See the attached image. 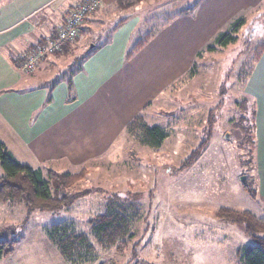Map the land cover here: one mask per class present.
I'll use <instances>...</instances> for the list:
<instances>
[{
  "label": "rangeland",
  "instance_id": "rangeland-1",
  "mask_svg": "<svg viewBox=\"0 0 264 264\" xmlns=\"http://www.w3.org/2000/svg\"><path fill=\"white\" fill-rule=\"evenodd\" d=\"M197 2L118 1L78 37L73 54L44 60L35 77L52 80L90 45L108 42L125 19L138 22L132 34L134 46ZM237 2L222 9V21L200 44L188 68L179 64L163 78L149 74L146 84L149 95H154L140 115L146 124L166 131L160 148L142 141L141 127L136 133L127 130L115 155L71 171L78 178H72L53 199L61 200V206L1 202L0 238L32 239L56 224H66L90 236L97 255L89 261L93 264H240V250L255 242L246 232V223L234 222L230 212L264 217L252 136L254 100L244 89L258 44L264 41V0ZM240 20L244 24L234 32L237 40L220 42ZM140 84L133 80V92ZM161 86L163 91L155 94ZM43 168L48 172L52 167ZM111 202L133 204L139 211L132 221L134 238L126 248L102 249L91 235L90 222ZM255 227L264 235V222Z\"/></svg>",
  "mask_w": 264,
  "mask_h": 264
},
{
  "label": "crops",
  "instance_id": "crops-1",
  "mask_svg": "<svg viewBox=\"0 0 264 264\" xmlns=\"http://www.w3.org/2000/svg\"><path fill=\"white\" fill-rule=\"evenodd\" d=\"M79 1L0 0V143L13 158L33 169L51 165L49 169L71 173L115 155L127 126L154 95H149L146 84L149 74L153 79L163 78L179 64L188 68L200 44L222 21V9L236 1L252 0H197L190 11L179 13L152 32L149 41L132 55V34L138 22L125 19L108 42L96 46L85 58L72 88L60 81L49 94L45 84L36 82L35 70L24 72L20 64L35 42L56 34ZM100 1L81 25V36L90 23H97L105 8L120 0ZM133 80L141 82L135 92ZM244 89L254 100L257 194L264 202V50L254 61ZM36 237L20 238L0 264H70L46 231Z\"/></svg>",
  "mask_w": 264,
  "mask_h": 264
},
{
  "label": "trees",
  "instance_id": "trees-1",
  "mask_svg": "<svg viewBox=\"0 0 264 264\" xmlns=\"http://www.w3.org/2000/svg\"><path fill=\"white\" fill-rule=\"evenodd\" d=\"M121 1V0H120ZM192 9L184 8L179 13H185ZM244 24V20H240L233 30V33H226L219 38V41L226 44L230 41H236L237 37L234 32ZM152 34L145 39H141L129 52L132 55L138 49L142 48L151 38ZM76 42V41H75ZM67 43L61 50L51 56H47L41 60L47 61L52 56H62L73 54V46L75 44ZM91 49L83 54L76 55L73 61L70 62L61 73L55 75L52 80L36 79L38 84H45L48 87L49 94L54 87L60 82L65 81L70 88L73 86V77L82 68L85 58L95 49ZM264 50V43L258 44L255 60L260 58ZM39 63V64H40ZM39 66V65H38ZM36 67L37 70L39 67ZM211 117V111L209 112ZM142 115H137L127 126V130L131 133H136L138 127L144 130L143 142L152 148L158 149L162 146L167 137V133L161 126H151L144 122ZM209 121V120H208ZM210 122V121H209ZM211 133V131H210ZM210 135V134H209ZM207 138L205 141H209ZM203 145H206L204 142ZM198 155L191 157V163L195 161ZM2 169V171H1ZM47 173V175H45ZM49 178V179H48ZM77 179V175L72 173H59L52 169L45 172L41 168L33 169L30 166L21 164L16 161L5 144L0 143V203L8 201H24L26 204L37 208H56L61 206L63 202L54 198L59 197L55 193L61 191L63 187L69 185L70 180ZM52 183L54 186H51ZM249 190V189H248ZM250 191V190H249ZM54 195V196H53ZM139 211L137 206L131 204L126 205L120 202L108 203L105 211L90 222L91 235L94 240L101 245L102 249L116 246L117 248H126L127 242L134 238L132 231V221L138 216ZM234 222L246 223V232L254 240L255 244L247 249H242L239 252L240 264H264V235H261L259 229L255 225L262 224L264 217H255L247 212H230ZM223 215V214H222ZM256 222L252 224L251 222ZM47 238L57 248L61 257L70 264H87L97 257L95 246L88 234L79 233L72 230L66 224H56L46 230ZM19 239L9 241L7 238H0V259L9 255L14 251Z\"/></svg>",
  "mask_w": 264,
  "mask_h": 264
},
{
  "label": "built area",
  "instance_id": "built-area-1",
  "mask_svg": "<svg viewBox=\"0 0 264 264\" xmlns=\"http://www.w3.org/2000/svg\"><path fill=\"white\" fill-rule=\"evenodd\" d=\"M100 0H81L69 11L64 23L55 35L35 42L30 51L24 56L20 68L24 72H32L41 60L55 54L67 43L77 41L80 36L81 25L86 17L93 14L99 7Z\"/></svg>",
  "mask_w": 264,
  "mask_h": 264
},
{
  "label": "water",
  "instance_id": "water-1",
  "mask_svg": "<svg viewBox=\"0 0 264 264\" xmlns=\"http://www.w3.org/2000/svg\"><path fill=\"white\" fill-rule=\"evenodd\" d=\"M94 48V45L92 44V45H90L88 48H87V51H90L91 49H93Z\"/></svg>",
  "mask_w": 264,
  "mask_h": 264
}]
</instances>
